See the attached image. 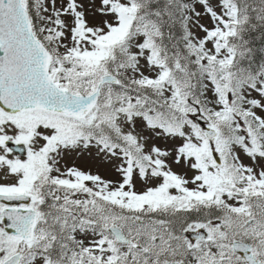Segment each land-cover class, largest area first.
<instances>
[{
	"label": "snow or ice",
	"instance_id": "1",
	"mask_svg": "<svg viewBox=\"0 0 264 264\" xmlns=\"http://www.w3.org/2000/svg\"><path fill=\"white\" fill-rule=\"evenodd\" d=\"M264 0H0V264H264Z\"/></svg>",
	"mask_w": 264,
	"mask_h": 264
},
{
	"label": "trees",
	"instance_id": "2",
	"mask_svg": "<svg viewBox=\"0 0 264 264\" xmlns=\"http://www.w3.org/2000/svg\"><path fill=\"white\" fill-rule=\"evenodd\" d=\"M254 44L257 48L264 46V41L256 40L254 41Z\"/></svg>",
	"mask_w": 264,
	"mask_h": 264
}]
</instances>
